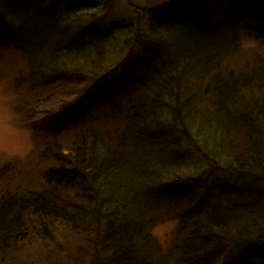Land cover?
<instances>
[{
  "label": "trees",
  "instance_id": "1",
  "mask_svg": "<svg viewBox=\"0 0 264 264\" xmlns=\"http://www.w3.org/2000/svg\"><path fill=\"white\" fill-rule=\"evenodd\" d=\"M77 6L75 0H4L0 6L6 9L0 10V48L13 44L28 66L29 80L20 75L17 88L44 89L54 102L41 123L52 135L39 178L28 172L25 183L14 184L15 169L0 166V264H247L240 252L264 238V182L252 170L264 138V16L255 21L259 52L229 72L224 63L243 57L237 30L244 16L237 9L217 23L214 11L201 9L204 25L196 31H188L190 19L183 16L171 27L152 24L147 35L154 39L129 27L136 53L128 74L105 83L98 63L115 37L101 31L102 23L85 21ZM62 8L75 15L64 19ZM81 82L89 86L76 94ZM126 92L123 112L118 102ZM110 100L116 104L102 118L118 120L109 129L90 112ZM256 119L261 127L253 131ZM196 124L206 128L204 147L216 142L223 151L241 152L232 154L240 165L233 168V185L199 189L183 182L169 190L161 182L164 172L191 168L185 143L193 139L200 150L191 131ZM240 135L242 149L235 139L225 141ZM172 204L181 208L175 215L180 231L165 250L151 230ZM38 240L46 251L34 255L28 248Z\"/></svg>",
  "mask_w": 264,
  "mask_h": 264
},
{
  "label": "rangeland",
  "instance_id": "2",
  "mask_svg": "<svg viewBox=\"0 0 264 264\" xmlns=\"http://www.w3.org/2000/svg\"><path fill=\"white\" fill-rule=\"evenodd\" d=\"M2 3H4V0H0V6H2ZM75 3L78 4L76 11L78 10L80 16L82 18L86 16L84 17L85 21L92 20L97 24L102 23L101 31H111L113 32L112 36L115 37L110 41L108 46L110 47L108 48L109 51L105 55L106 58L101 59V62L98 63V68L100 69L98 74L102 76L101 78L105 83L123 75L124 71L128 74L126 70L131 66V61L128 59L133 53H136L134 51L136 49V40L133 37L136 32L142 36H147L148 39H154L153 36L147 35L150 25L161 24L163 26L167 24V27H171L173 26V22L182 16L190 19L189 26H187L188 31L200 30L204 24L201 23L200 17H197V12L203 8L206 15H208V12L211 14L214 11V20L212 22L215 23L224 20L228 16L226 15L227 11L233 9L239 10L241 16H244L240 22L241 28L237 30L240 46L243 49L241 50L243 57H237L239 55L237 54L235 57L228 59L223 65L225 71L242 70L247 61L245 58L248 56L252 57L254 54L253 51L255 50L259 52V48H256V41L254 40V36L258 33L255 30L257 28L255 21L261 22L264 16V0H75ZM247 4H252L253 7L249 8L246 6ZM8 5L6 6L5 4L4 7H9ZM5 8L0 7V10H6ZM61 10L63 11L64 19L75 15L65 13V8ZM205 21L210 22L208 18ZM129 27L133 28L132 31L135 32L133 35L131 34L132 31L128 29ZM181 29L175 30V34H181ZM36 45H32L30 49L36 50ZM28 74L26 59L16 46L13 44L2 46L0 48V166L9 165L12 167V170L15 169L13 172V177L15 176L14 184L25 183V180L28 178L26 175L28 172L33 173L31 178H39L40 173L47 166V163H45L42 157V153L46 142L49 141L52 135L49 129H45L41 125L44 121H48L49 117L46 115V112L50 111L54 105L53 99L50 97L51 94L41 88L34 91H23L22 88L20 89L16 86V81L19 80L18 77L21 75L22 79L29 80ZM85 85L88 84L81 82V86L76 91V94L84 89ZM101 85L102 83L100 82L97 84L94 83L92 88L94 90ZM100 92H95V95L99 96ZM105 93L104 91L102 96ZM126 95L127 92L126 94H121L124 97L121 103L118 102L121 106L126 104ZM115 104L112 100L106 104H99L97 102L92 106L90 113L98 117L96 118L99 119L97 120L98 124L110 129L112 125L117 124L114 121L118 120V118L110 116L106 119L105 117L102 118V116L112 113L111 110ZM127 107H123V112L127 111L125 109ZM250 113L254 114L251 111ZM198 127L197 124L194 125L191 131L193 137L196 136L199 139L200 150L194 146L193 139L185 143L189 146V150L192 151L187 156L190 158L187 159V162L189 161L191 163V168L187 169L184 166L182 171H174V173L171 171L164 172L165 177L161 182H164L166 188L169 187V190H177L184 184L183 182L190 183L189 186L196 183L200 189L205 183H210L211 185L216 183L217 186H223L227 184L233 185L236 181L237 177L233 168H239L240 165L236 164L232 154L241 155V152L237 151L238 148L233 149L235 147H232V150H234L233 153L226 149L223 151L221 149L222 147H217L216 142H210L209 147H204L203 139L206 136L204 135L206 128L199 131ZM253 127V131H255V128H260L261 125L257 122L253 124ZM260 130L261 133L264 132V128H260ZM241 136H237L236 138L232 136L227 137L225 141L230 144V139H235L234 141L241 143L239 148L242 149L244 148L242 145L244 137L242 136V139ZM263 149L264 138L261 140V152L258 153L259 155L256 158L257 163H254V167L252 168L255 172V177H257L256 180L260 181V184L264 182L259 178L261 174H264V169H260L261 166L259 165L262 164L264 168ZM215 150L217 153L213 154ZM203 156L205 157L204 159L202 158ZM239 157L240 162H246L243 157ZM209 169H212L213 174L207 171ZM248 193H250L249 190L247 191ZM169 208L171 210L169 212L170 214L167 212ZM180 209L178 205L172 204L168 208H163L160 211L161 213L156 215L158 216L159 223L156 226H152L151 232L157 246L161 245L165 250L172 244L174 238L180 231L178 220L175 219V215L180 212ZM253 230V232H260L262 228L255 227ZM28 249L34 255L37 252L43 253L46 251V247L40 240L34 242ZM239 257L240 260H245L247 264H264V238L258 241V244L252 250L243 248Z\"/></svg>",
  "mask_w": 264,
  "mask_h": 264
}]
</instances>
